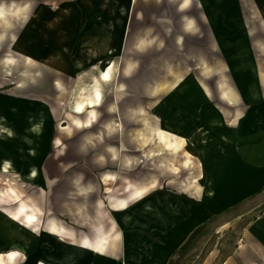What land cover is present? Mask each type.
Instances as JSON below:
<instances>
[{"label": "rangeland", "instance_id": "rangeland-1", "mask_svg": "<svg viewBox=\"0 0 264 264\" xmlns=\"http://www.w3.org/2000/svg\"><path fill=\"white\" fill-rule=\"evenodd\" d=\"M69 1L0 0V7L5 8V16H0V102L16 133L34 139V143L29 144L21 137L6 135L0 127V162L8 160L25 173L33 161L30 148L35 146L40 154L34 159L39 162L42 173L40 180L23 184L13 175L6 177L0 172V196L13 187L42 218L39 226L43 228L55 211L57 203H53V197L64 187L61 186L64 176L81 174L89 163L102 162L107 171L123 174V185L130 182L132 172L134 178L138 176L139 188H145L147 179L154 176L156 191L150 196L162 198L165 191L175 205H180L191 193L181 184L190 170L181 169L179 173L163 170L160 162L164 155L151 158L145 155L147 148L155 149L157 144L144 145L142 139L136 137L137 131L144 127L143 118L157 111L167 113V120L172 123L181 116L176 115V110H183L187 119L189 114L192 115L190 121L184 123L186 130L196 133L205 145L207 155L217 159L202 161L204 173L206 168L215 180L226 177L225 182H232L237 177L236 171L226 174L219 164L221 161L225 166L226 159L233 154L225 146L216 144L224 138L225 131L232 130L239 137L240 124L229 120L241 109V102L246 113L253 105L264 102V11L260 3L264 0H132L133 5L118 26V45L122 42V46L117 47L114 54L103 57L95 68L83 65L74 56L75 50L68 49L69 64L73 63L78 71L59 74L56 71L58 60L45 61L34 54L35 40L42 44L49 36L50 25L56 23L51 21L53 14L60 16L59 21H73L72 17H67L66 10L60 9ZM19 3L21 8L16 5ZM77 33V38L82 36V41L94 36L98 39V27L84 34ZM102 35L108 40L107 32ZM59 44L54 43V48H60L62 45ZM112 62L114 66H111ZM102 70L109 71L110 79L100 78ZM179 75H183L184 80L178 79ZM57 80L63 83L62 88H56L54 82ZM229 83L240 103L235 102V107L229 105L232 102L228 103L225 95ZM96 89L102 94L101 105L95 106L100 112V120L91 128L62 129L68 124L67 114L73 111L74 104L79 100H94ZM245 98L250 101L245 102ZM13 103L22 110L20 114L11 111ZM160 103H167L169 109L165 110ZM112 104L117 105L121 117L111 110ZM211 109H217L222 115L218 126L208 119ZM28 111L38 112L45 118L40 134L32 135L29 131L31 125L39 123L40 116L29 118ZM118 118H121V129L110 131L107 124ZM155 124L165 122L160 120ZM58 138L62 144L56 142ZM110 147L123 149L120 156L138 157L140 162L131 168L121 165L118 158L112 160ZM186 148L199 165L198 153L190 144ZM184 158L180 152L167 162L179 166ZM54 178L62 181L51 184L49 179ZM205 181L201 182L202 186ZM231 187L220 185L219 190L226 194ZM138 204L140 236L137 242L141 243L140 247H146L149 240L147 197H140ZM236 212H221L205 221L180 248L169 251L170 259L166 264H218L232 253L245 225L246 219L239 220ZM157 224L153 234L149 235L154 242L163 243L164 230ZM130 239L124 231L123 241ZM161 253L163 259H158L156 253L152 259L147 250L123 248L122 258L126 264H163L166 257L163 250ZM132 255L137 258L135 261L128 260Z\"/></svg>", "mask_w": 264, "mask_h": 264}, {"label": "crops", "instance_id": "crops-1", "mask_svg": "<svg viewBox=\"0 0 264 264\" xmlns=\"http://www.w3.org/2000/svg\"><path fill=\"white\" fill-rule=\"evenodd\" d=\"M260 3L263 5L261 8L263 10L264 2L260 1ZM132 5V0H71L66 2L60 9L66 10L67 17H72L73 21H59L60 16L53 14L51 21H56V23L50 25L49 36L45 37L42 44L39 40H35L34 54L45 61L47 57L48 60H58L56 71L59 74L70 73L71 70L78 71L73 63L69 64L70 50H75L74 56L78 57L83 65H91L95 68L101 63L103 57L114 54L117 47L122 46L121 40V45H118L120 34L118 26L120 21H124ZM36 21H39L38 17ZM97 27V40L96 36L87 41H82V36L77 38V32L84 34L90 32L91 28ZM102 32L108 33V40L107 37H101ZM54 43L57 45L60 43L59 45L62 46L54 48ZM61 83L58 80L54 82L57 89L62 88L63 83ZM249 101L245 98V102ZM227 102L232 101L228 99ZM235 102L237 105L240 104L239 100ZM235 102L229 105L233 104L232 106L235 107ZM241 105V109L237 110L229 120L240 124L239 137L237 138L232 130H229L230 132L224 130V138L219 139L216 144V146L220 144L225 146L233 154L226 159L225 166L221 161L219 164V168L224 169L226 174L232 170L236 171L237 177L232 182H225L226 177L221 178V181L215 180V177L209 176L210 172L206 168L204 173L202 161L217 159L207 155L208 151L200 138L196 133L188 132L185 125V132L197 142L196 145L191 141L186 143L184 150H187L186 146L190 144L198 153L199 165L195 162V167L191 171L195 174L199 172L202 174L199 179L200 184L206 180L202 191L196 193L192 190L189 195L187 194L188 198L184 199L185 203L175 205L170 194L165 191L162 193V198L151 197L150 195L156 191L155 178L152 176L147 179L145 196L147 197L146 226L149 240L146 242V247H140L141 243L137 242L140 236L138 225L140 197L135 195L136 189L139 188L138 176L134 178L132 172L130 178L132 185L125 189V185L121 182L123 174L115 172L118 178L116 181H111L109 185L113 188V194L116 195V203L122 199L127 200L125 209L115 207L108 200L109 193L106 189L108 184L102 177L108 169L105 166L103 168V163L100 161V164L89 163L85 166L86 171L81 174L65 175L63 181L61 178L49 179L51 184L62 181L61 186H64L60 188L61 192L53 197V203H59V206L54 205L55 211L53 210L50 216L55 217L68 228V232L71 233H67L66 237L39 226L42 219L39 215L37 226L28 229L24 214H18L17 217L15 215L20 201L7 192L0 196V264H36L39 259H43L47 264H126L122 258L123 248L136 251L147 250L148 256H152V259L155 253L158 254V259H163L161 253L163 250L166 257V262L163 264H166L170 259L169 251L180 248L192 232L205 221L228 210H236L239 220H246L232 253L218 264H264V102L253 105L248 109V113L242 102ZM211 110L208 119L216 126L220 125L222 115L217 109ZM214 112L218 115V119L214 118ZM225 115L227 118L228 114ZM189 116L187 119V114H185L186 121H190L192 115L189 114ZM35 149L37 150L36 158H38L40 150L36 147ZM33 163L37 166L40 175L36 180L29 181L26 174L30 172ZM9 164L11 165L9 171H2V162H0V172L6 177L13 175L23 184L42 178L39 162L35 159L29 164L25 173H21L17 166L12 165L13 163L9 162ZM163 167V170L171 172L168 167ZM98 169H103V171L97 174L95 171ZM182 169L188 170L183 167ZM190 176L191 173L185 180H189ZM226 184L233 188H228L224 194L219 190V186ZM228 194L235 196L230 198ZM145 196L143 195L142 198ZM20 199L24 200V197L20 195ZM156 209L159 211L157 215ZM159 217L162 219H158ZM156 223L161 224L164 230L163 243L154 242V238L149 235L153 234ZM124 231L126 235L131 236L130 241H123ZM102 233L108 235L110 239L103 247V251H98L92 245H87L82 241L85 237L97 239V236ZM36 236L38 239L35 238ZM12 252L15 253L13 258L10 255ZM136 259L132 255L128 260L135 261Z\"/></svg>", "mask_w": 264, "mask_h": 264}, {"label": "bare ground", "instance_id": "bare-ground-1", "mask_svg": "<svg viewBox=\"0 0 264 264\" xmlns=\"http://www.w3.org/2000/svg\"><path fill=\"white\" fill-rule=\"evenodd\" d=\"M16 5L18 8L19 7L21 8L22 6V4L20 3ZM0 16L2 17L5 16V8L0 7ZM262 24L264 25V21L262 22ZM111 52L113 53V51ZM47 60H48V57L46 58V61ZM111 66H114L113 62ZM177 77L178 79L182 78L184 80L183 75L182 76L179 75ZM100 78L102 80L110 79L109 71L102 70L100 72ZM230 85L231 83L227 85V88L225 89V95L230 101L235 102L236 95L234 92V88ZM180 89H182V87H180ZM101 103H102V94L100 90L98 89H96L95 91L94 100H89V102H86L84 100L77 101L73 106V111L67 114L66 122H68V124L63 125L62 129L70 130L73 126L78 127V128H84V129L93 127L94 124L100 120L99 118L100 112L95 108V106L101 105ZM160 105L164 106L165 110L169 109V106H167L168 105L167 103H160ZM110 108L112 111H115V113L120 114V111L118 110L119 108L117 107L116 104L110 105ZM3 110H4L3 104L2 102H0V127L3 129V131H6V135L18 136V137H21L24 141H26L29 144L34 143V139L31 136L21 135V134L16 133L15 128L9 124L8 118L6 117V114ZM12 110L15 112L16 115L22 112V110H20L19 106L16 103H13L11 105V111ZM133 110L137 111V109H133ZM40 111L42 110L40 109ZM211 112L212 110H210V113ZM27 113L29 114V118L35 117V115L40 116L39 123L37 124L34 123L32 127H30L29 129L31 133L40 134L44 130L42 123L45 122V118L39 115L38 112L32 113L31 111H28ZM176 113H178L176 115H182L183 117L175 118L174 123L169 122L167 120L168 118L167 113H163L161 111H157L155 114H153L150 117L143 118L144 127H142L139 131H137L136 137L141 138L144 145L146 143L149 144V142L157 144L158 146L157 148L154 149L152 147H149L145 150V155L147 157L151 158L153 155H164L162 156V159H161L162 161L160 162L162 167L163 166L165 168L168 167L174 173H179L182 167L190 171L195 167V162L192 159V154L188 150H184V146L186 145V143H189L190 141L194 145H196L197 142L191 135L185 132V128H184V123L186 121L184 117L185 114L183 115L182 110H176ZM214 115H215L214 118L216 119L219 118L216 112H214ZM120 117H121V114H120ZM120 119L118 118L117 120L110 121L107 124L108 129L110 131L121 129L122 124H121ZM162 119H165L164 120L165 124H159V125L155 124L156 121H160ZM56 142L58 144H62L61 139L59 138L56 140ZM122 147L124 148L123 145ZM109 150H110V154L114 158L112 160H115L116 158H118L121 162V165L124 164L131 168L133 167L134 164H137L140 162L138 157L127 156L126 154H125L126 156H120L121 154H123L121 153L123 152V149L121 151L120 148L116 149V148L110 147ZM36 151L37 150L35 149V146L34 148L33 147L30 148L29 154L31 155L32 160H34V158H36L37 156ZM180 152H183V154L185 155L184 160L180 163L179 166L177 165L171 166V163L167 161H170L171 157L177 155ZM10 166L11 165L9 164V162L3 159L1 170L9 171ZM31 167L32 168L30 172L26 174V178L29 181H34L39 177L40 172L35 164L32 165ZM190 173H191L190 179L181 180L182 183L181 182L180 183L184 185L185 190L190 189V191L193 190V191H196V193H200L202 191V185L200 184L199 179L202 176V174L200 172L195 174L193 171H191ZM102 177L104 181L108 184L106 186V189H107V193H109L108 200L110 201V203L115 207L125 209L127 207V200L122 199L119 201V203H116V200H117V198L115 197L116 195L113 194V188L109 186V183L111 181L117 180L118 174H116L115 172L106 171L102 174ZM131 185L132 184L129 182L125 184L124 188L128 189L129 187H131ZM146 191H147L146 187L145 188L140 187L136 189L135 195L137 197H142ZM7 193L10 196L14 197L16 200L20 201V205L17 208V213H15L16 217L18 216V214H24L25 216L24 220L27 226H31V227L37 226L38 215L33 212V208L30 205V202L25 199L21 200L20 193L17 192L13 187L9 188ZM136 196H133V197H136ZM44 227L50 232L58 233L59 235L63 237H66L67 233H71V232H68L69 231L68 228L63 223H61L58 219L52 216L48 217L47 221L44 224ZM109 240L110 239L108 238V235H105L104 233H102L97 236V239H89L88 237H85L82 241L87 245L88 244L92 245V247H94V249H97L98 251H103V247H105L106 242L108 243ZM10 255L12 258L15 257V253L13 252ZM36 264H47V263L43 259H39L36 261Z\"/></svg>", "mask_w": 264, "mask_h": 264}]
</instances>
